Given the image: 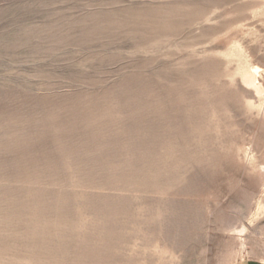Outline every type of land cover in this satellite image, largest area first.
Listing matches in <instances>:
<instances>
[{
	"label": "rangeland",
	"instance_id": "obj_1",
	"mask_svg": "<svg viewBox=\"0 0 264 264\" xmlns=\"http://www.w3.org/2000/svg\"><path fill=\"white\" fill-rule=\"evenodd\" d=\"M245 258L264 0H0V264Z\"/></svg>",
	"mask_w": 264,
	"mask_h": 264
},
{
	"label": "crops",
	"instance_id": "obj_2",
	"mask_svg": "<svg viewBox=\"0 0 264 264\" xmlns=\"http://www.w3.org/2000/svg\"><path fill=\"white\" fill-rule=\"evenodd\" d=\"M228 264H264V260L259 258H245L234 260Z\"/></svg>",
	"mask_w": 264,
	"mask_h": 264
},
{
	"label": "bare ground",
	"instance_id": "obj_3",
	"mask_svg": "<svg viewBox=\"0 0 264 264\" xmlns=\"http://www.w3.org/2000/svg\"><path fill=\"white\" fill-rule=\"evenodd\" d=\"M255 67V71L258 69V67L257 66H254ZM253 69V68H252ZM256 73V72H255Z\"/></svg>",
	"mask_w": 264,
	"mask_h": 264
}]
</instances>
